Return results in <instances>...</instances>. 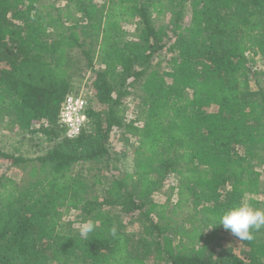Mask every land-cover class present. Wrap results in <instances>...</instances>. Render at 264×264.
Instances as JSON below:
<instances>
[{
  "label": "trees",
  "instance_id": "obj_1",
  "mask_svg": "<svg viewBox=\"0 0 264 264\" xmlns=\"http://www.w3.org/2000/svg\"><path fill=\"white\" fill-rule=\"evenodd\" d=\"M56 1L0 0V123L52 144L28 181L0 175V264H264V81L250 86L264 75L253 66L264 64V0ZM166 14L171 27L157 26ZM87 38L97 105L68 139L69 57ZM117 128L135 142L130 170L105 182L99 168L91 182L74 173L109 165ZM170 177L176 198L157 202Z\"/></svg>",
  "mask_w": 264,
  "mask_h": 264
},
{
  "label": "rangeland",
  "instance_id": "obj_2",
  "mask_svg": "<svg viewBox=\"0 0 264 264\" xmlns=\"http://www.w3.org/2000/svg\"><path fill=\"white\" fill-rule=\"evenodd\" d=\"M55 2L56 5L63 7L64 3L56 0H41V2ZM189 11L187 12L184 17V22H187L189 19ZM157 26L160 24L167 25L171 27L172 24V15L166 14L162 17V20L156 21ZM128 30L129 35L133 38L135 36V32L132 26L126 27ZM173 37L172 34L169 32V38L165 39V47L158 53L156 60L161 61V66L164 65V59L169 56V52L167 53V47L172 41ZM90 39H86L84 41V46L81 48H75L70 53V74H72V84L74 91L77 93H81L87 99L89 106H96L95 101L93 99V94L91 89L89 88L90 81L93 79V73L90 69L87 68L86 60L82 55L81 50L91 48L92 53H95V47L90 46ZM94 66H98L97 58L94 59ZM254 70L256 72L264 70V64L256 57L254 59ZM251 82L250 86L255 89L256 88V80L260 79L264 81V75H251ZM140 99V92L138 86H135L131 89V95L127 100V107L128 112H131L135 105L138 104ZM5 123H0V149L3 152L14 154V156L22 157L26 160V162L19 163L14 165L10 163L7 159L0 157V175H6L17 181L19 184L24 183L25 181L29 180V170L30 166L34 164V162L30 161V159L35 158L38 155L45 153L50 147L51 143L47 141L46 137L41 135L40 133H31L27 131H21L18 128L7 129ZM110 153H111V160L107 167L102 165H91L89 163H81L75 165L73 167L74 173H81L87 179V181L91 182L93 180V175L96 174L99 168V174L103 181H108L110 178L115 176L122 175L125 171L130 170V158L132 149L135 146V142L129 136L123 134L122 128L114 129L110 135ZM263 179V177L261 178ZM176 186V180L174 177H170L165 180L163 187L155 192L154 199L157 202L161 203H169L172 202L175 198V192L171 190V188ZM101 188L102 186L99 185L95 187L98 195H101ZM262 198V196H260ZM252 210L249 207H245L243 212L244 216H249ZM78 212H72L69 214V218L72 220H76L74 222L75 228H84L85 224H81L78 221ZM129 218L127 216H123V221L128 222ZM126 229L128 231H132V227H129L126 223ZM148 264H163L161 262H156L151 254H148L147 258Z\"/></svg>",
  "mask_w": 264,
  "mask_h": 264
},
{
  "label": "built area",
  "instance_id": "obj_3",
  "mask_svg": "<svg viewBox=\"0 0 264 264\" xmlns=\"http://www.w3.org/2000/svg\"><path fill=\"white\" fill-rule=\"evenodd\" d=\"M87 107L88 101L81 93H73L65 97L58 118L64 127L66 138H76L87 126Z\"/></svg>",
  "mask_w": 264,
  "mask_h": 264
}]
</instances>
